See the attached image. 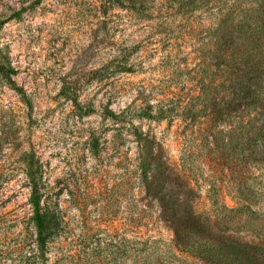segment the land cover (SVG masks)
<instances>
[{"label":"rangeland","instance_id":"obj_1","mask_svg":"<svg viewBox=\"0 0 264 264\" xmlns=\"http://www.w3.org/2000/svg\"><path fill=\"white\" fill-rule=\"evenodd\" d=\"M173 1L0 0V64L13 69L10 78L23 91L17 92L0 73V264H42L33 252L23 164L30 151L41 164L44 201L52 209L57 206L73 244L84 241L96 247L99 242L103 247L130 237L141 207L142 230L157 241L165 260L194 264L173 247L172 229L153 199L163 194L178 197L172 205L178 213H184L188 198L219 233L264 247L262 149L253 154L246 149L242 159L223 171L226 175L214 161L183 171L173 166L177 171L167 169L148 196L138 181L130 123L105 115L107 109L125 110L140 87L152 85L151 100H161L169 116L133 117V123L154 137L161 155L178 161L185 147L178 115L188 99L186 82L195 73L197 52L208 38L205 29L216 22L220 4L210 0L181 15L172 9ZM131 3L142 11L128 8ZM113 57L116 61L109 64ZM66 87L82 108L72 104ZM235 179L255 197L248 202L255 215L226 218L211 205L213 182L223 204L242 203Z\"/></svg>","mask_w":264,"mask_h":264},{"label":"trees","instance_id":"obj_2","mask_svg":"<svg viewBox=\"0 0 264 264\" xmlns=\"http://www.w3.org/2000/svg\"><path fill=\"white\" fill-rule=\"evenodd\" d=\"M210 0H174L172 9L176 14L187 15L204 7ZM219 3V16L208 26V37L198 50L194 63L195 73L186 83L185 98L179 113L183 123L185 147L177 162L170 161L155 148V139L133 123L138 119L166 118L168 111L161 100H151L152 85L140 87L131 103L120 113L107 109L105 115L115 122L130 123V133L137 142L136 167L138 181L145 193L151 196L153 186L166 177V171L192 169L199 163L214 161L220 165V172L229 168L235 160L242 159L246 149L250 154L262 149L264 161V0H213ZM132 4V3H131ZM141 12L140 6H129ZM107 15L105 11L103 17ZM117 58H111L112 64ZM108 67V66H107ZM13 69L0 64V73L20 93V88L10 78ZM193 78V79H192ZM182 90V88H181ZM65 94L75 107L82 108L76 93ZM166 93V92H165ZM184 98V99H185ZM180 107V105L178 106ZM261 151V150H260ZM26 182L29 187L31 207L30 221L34 228V254L42 264H169L157 241L142 230L144 209L136 210L134 230L130 237H122L115 244L106 243L96 247L83 242L73 244L67 225L57 206L50 208L44 201L41 164L34 152L24 154ZM216 177V176H215ZM216 181V180H215ZM242 181L235 179L233 187L242 203L228 207L217 196V185L211 184V205L217 214L255 215L248 204L255 200L242 187ZM154 196V195H153ZM159 205V215L172 229L173 247L178 254L194 260V264H264V247L238 241L213 229L211 220L197 213L188 198H185L183 214L173 209L177 196L159 194L153 197ZM171 199V200H167ZM53 245V262L49 254ZM101 247V248H99Z\"/></svg>","mask_w":264,"mask_h":264}]
</instances>
